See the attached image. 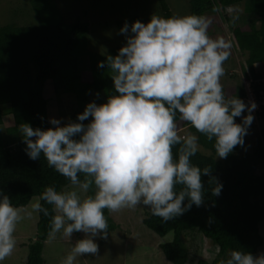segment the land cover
I'll list each match as a JSON object with an SVG mask.
<instances>
[{"label":"clouds","instance_id":"9594fccd","mask_svg":"<svg viewBox=\"0 0 264 264\" xmlns=\"http://www.w3.org/2000/svg\"><path fill=\"white\" fill-rule=\"evenodd\" d=\"M210 24L199 15H152L146 24L126 21L119 29L124 45L98 64L112 73L113 87L105 102L88 103L75 121L52 118L47 129L20 126L31 160L43 154L48 166L80 192L94 190L81 198L76 190L47 186L40 196L58 213L50 220L52 234L63 230L69 240L73 233L84 234L62 264L98 253L95 241L109 236L105 209L143 206L167 223L204 203L202 176H209L214 185L211 195H220L223 186L211 177L212 169L191 162L199 136L190 131L180 135L177 117L214 141L217 157L227 158L234 148L244 146L257 105L245 104L242 96H226L221 77L231 45L222 37L211 38ZM258 74L264 78L263 72ZM236 118H242L241 123ZM177 186H182L179 191ZM32 209L49 216L39 202ZM22 218L21 210L0 191V261L14 251V233ZM219 264H264V253L232 250Z\"/></svg>","mask_w":264,"mask_h":264},{"label":"trees","instance_id":"16d2710c","mask_svg":"<svg viewBox=\"0 0 264 264\" xmlns=\"http://www.w3.org/2000/svg\"><path fill=\"white\" fill-rule=\"evenodd\" d=\"M30 1L37 3L42 0ZM157 1L162 18L175 16L166 0ZM244 1L245 16L258 18L259 23L235 26L231 32V43L241 57L243 80L254 82L262 78L255 66L261 64L264 70V0H190L189 15L214 13L231 21L227 9ZM36 9L40 8L36 6ZM35 12L39 19L43 17L41 10ZM88 33V24L77 21L67 27L55 12L40 26L0 27V191L9 196L14 207L26 208L35 197L40 199L47 186L64 191L71 184L48 166L43 154L39 160H31L22 142V124L42 129L51 127L48 99L44 96L46 83H53L58 97L61 94L76 97L82 109L73 114V121L90 102V95L99 94L103 103L113 87L111 70L106 66L98 67L107 56L83 49L86 53L83 55L89 59V69L79 72L77 52ZM119 49L110 50L108 55L115 56ZM229 60L230 56L226 61ZM223 88L226 96L231 98L238 97L237 90H240V99L247 104L244 83L238 87L228 85ZM247 114L242 113V116ZM241 119L236 118V123H241ZM177 124L179 131L187 129L199 136V150L191 162L201 169H212L211 177H215L223 187L219 196L211 195L214 185L209 183V176H202L205 199L200 207L193 205L188 212L167 223L148 214L143 220L144 225L161 237L174 234L171 243L161 246L172 264L189 261L190 252L182 236L194 231L219 250L211 263L200 260L197 264H219L221 259L228 258L232 250L256 256L264 245L259 230L260 223L264 221V174H258V169L264 165V128L252 142L245 137L243 147L237 146L227 158H219L213 147L214 141H208L190 124L181 121L179 116ZM179 147L173 148L174 155ZM181 187L177 186V191ZM92 191L87 195H91ZM40 203L48 208L49 216L39 212L38 234L36 240L28 245L27 264H45L43 251L52 234L49 225L56 211L54 206L42 200ZM104 214L109 234L118 226L111 219L109 210L105 209Z\"/></svg>","mask_w":264,"mask_h":264},{"label":"rangeland","instance_id":"374dc122","mask_svg":"<svg viewBox=\"0 0 264 264\" xmlns=\"http://www.w3.org/2000/svg\"><path fill=\"white\" fill-rule=\"evenodd\" d=\"M189 1L166 0L176 17L189 15ZM36 6L40 9H36ZM245 7L246 1L229 7L227 15L232 17L231 21H226L224 17L214 13L205 15L211 21L208 35L213 39L222 37L231 45L230 60L225 61L223 65L225 71L224 76L221 77L223 87L228 85L238 87L240 83L243 85L241 57L232 46L231 32L235 26L259 23L258 18L245 16ZM35 10L37 12L41 10L43 16L41 19L38 18ZM53 12L67 27L77 21L89 26V33L80 42V50L77 52L79 72L89 69V59L87 55H83L86 54L83 49L107 56L110 50L124 45L125 37L119 34V29L126 21L129 25L137 20L146 24L152 15L162 17L157 0H42L37 3L30 0H0V27L40 26L48 21ZM255 68L258 73H264L261 64L256 65ZM237 92L240 98L242 92L240 90ZM44 96L48 99L49 119H61L66 122L75 112L82 109L76 97L63 94L58 97L54 93V85L51 81L46 83ZM89 99L90 102L95 101L97 104L102 102L101 96L97 94L90 95ZM263 128L264 119L259 121L254 118L245 137L252 142ZM187 131V129L181 130L179 134L184 135ZM258 174H264V165L258 169ZM72 190L78 191L81 198L87 195L72 184L64 189V191ZM37 202L40 203L39 197L32 199L26 208H20L23 218L17 224L14 233L16 247L10 256L0 261V264H27L28 245L36 240L38 234L39 212L32 209V205ZM109 213L118 226L117 229L110 232L106 240L95 241L99 245L95 256L77 257L74 264H172L165 257L161 246L171 243L174 234L169 233L161 237L148 229L143 220L151 214L150 210L137 206L134 209L123 208L118 212L109 211ZM259 230L264 239V221L260 223ZM182 237L190 252V259L186 264H197L200 260L211 263L217 256L218 249L197 231L184 233ZM82 238L84 234L77 232L73 233L69 240L64 237L63 230L51 234L43 251L45 264H62L63 258L70 253L75 242ZM261 253H264V245L257 255Z\"/></svg>","mask_w":264,"mask_h":264},{"label":"built area","instance_id":"2783aa9c","mask_svg":"<svg viewBox=\"0 0 264 264\" xmlns=\"http://www.w3.org/2000/svg\"><path fill=\"white\" fill-rule=\"evenodd\" d=\"M246 103L255 102L256 109L253 116L262 121L264 119V78L254 83H245Z\"/></svg>","mask_w":264,"mask_h":264}]
</instances>
